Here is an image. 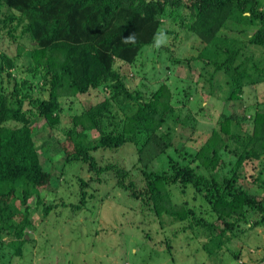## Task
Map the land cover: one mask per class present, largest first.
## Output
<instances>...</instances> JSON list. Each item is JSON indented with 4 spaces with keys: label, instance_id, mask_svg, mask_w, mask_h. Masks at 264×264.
Wrapping results in <instances>:
<instances>
[{
    "label": "trees",
    "instance_id": "trees-1",
    "mask_svg": "<svg viewBox=\"0 0 264 264\" xmlns=\"http://www.w3.org/2000/svg\"><path fill=\"white\" fill-rule=\"evenodd\" d=\"M166 20L180 23L205 44L193 60L203 62L206 69L213 67L215 73L223 71L228 85L224 103L242 101L247 87L264 83L263 0H0V31L13 40L19 36L30 42V49L20 47L16 57L0 52V250L23 257L25 245L34 241L29 233L38 227L32 220L33 198L43 206L40 223L56 207L68 206L63 200L62 205L57 204L59 200L48 203L42 194V186L52 177L44 169L35 138L34 126L39 120L54 134L62 132L74 146L71 151V144L57 141L67 152L61 181L65 168L73 163L92 174L88 180L79 178L81 196L72 207L80 211L88 201L99 203L94 183H108L105 175H111L115 187L139 201L148 218L161 223L167 215L182 224L181 232H173L161 244H166L173 262V244L169 242L177 239L179 232L191 231L194 237H201L203 249L214 256L241 238L238 230L242 223L249 224L251 216L258 215V223L264 224V197L260 199L239 183L244 163L259 161L264 166L262 104L258 103L252 120L222 112L212 137L204 138L195 152L181 148L183 161H174L168 153L170 135L161 134L166 119L176 111L170 87L161 84L147 101L146 93L127 86V77L116 67L117 61L136 64L143 49L154 45ZM233 24L235 32H239L238 25L244 28L230 36L227 30ZM251 27L257 30L250 35ZM238 41L241 45L234 48ZM23 54L30 59L27 68L18 62ZM170 59L173 65L184 61ZM4 77L14 82L13 89L4 85ZM101 90L103 98L80 114H71V126L64 128L63 98ZM45 92L47 99L43 98ZM242 120L252 121L248 135L242 134ZM89 131H97L98 139L91 140ZM232 143L237 150L232 151ZM126 144L138 155L140 183L120 164L102 165L94 155L100 149L120 153ZM223 151L238 156L227 173ZM162 155L173 163L171 168L149 171L150 164ZM263 174L264 169L254 178L262 189ZM187 189L194 190V200L200 199L213 220L202 212L201 217L188 203L176 201L175 191L185 195Z\"/></svg>",
    "mask_w": 264,
    "mask_h": 264
},
{
    "label": "rangeland",
    "instance_id": "rangeland-1",
    "mask_svg": "<svg viewBox=\"0 0 264 264\" xmlns=\"http://www.w3.org/2000/svg\"><path fill=\"white\" fill-rule=\"evenodd\" d=\"M234 26L231 25L227 30L230 36L240 34L244 28L243 25H238L239 32H235ZM256 30L257 27L248 28L250 35ZM20 32L21 28L17 33ZM204 45L198 35L184 30L180 23L166 20L154 45L143 49L136 64L116 62L117 69L127 77V86L132 90L137 89L146 93L147 101L161 84L165 83L170 87L173 96L171 105L176 111L171 118L166 119L161 134L163 135L164 132L170 135L172 146L168 153L174 161H183L184 151L181 148L195 152L203 145L204 138L212 137L211 132L217 128L215 124L222 112L233 113L240 117L246 115L252 120L260 103L261 109L264 108V83L254 88L247 87L242 101L224 103V93L228 90V85H225L227 78L223 75V71L215 73L213 67L206 69L203 62L193 60ZM238 45H241V41L235 43L234 48H238ZM20 47L30 49V42L19 36L13 40L5 31H0V52L16 57ZM256 54L260 55L257 51ZM170 57L184 61L179 65H173V59ZM187 58H192L193 61H188ZM223 59L224 57L221 61ZM18 62L19 65L27 68L30 59L27 58V54H23ZM21 75L22 77H19L24 79V74ZM4 85L13 89L14 82L9 83L4 77ZM103 95L101 90L78 95L76 98H63L65 108L63 127L71 126V114H80L84 109L97 104ZM43 98H48L47 92L43 94ZM187 116L188 118H185ZM191 118H196V121L193 122ZM251 120H242L243 135L252 132ZM34 127L44 169L52 177L46 187L42 186V194L48 203L55 204L59 200L57 204L62 205L61 200H63L68 206L56 207L45 221L40 223L43 220V206H38L37 199L33 198L30 201L32 220L38 227L37 230L29 233L34 241L25 245L23 257L12 256L13 253L9 250H0V264H264V224L258 223V215L251 216L249 224H241L238 230L241 238H235L223 251L209 256L203 249L201 237L200 239L194 237L191 231L180 233L182 224L167 215H164L161 223L156 218H148L146 215L148 212L145 214L142 212L144 207L139 201L131 199L124 191L116 188L115 180L109 174L105 175L109 180L108 183L102 185L94 183L101 201L99 200V203L88 201L84 209L80 211L74 209L72 206L79 203L81 196L79 178L88 180L92 174L78 163L69 164L65 168L67 170L62 182L67 152L57 141L62 139V143L71 144L70 140H67L62 132L61 135L59 132L54 134L43 120L36 122ZM202 133H204L203 137H201ZM98 137L97 131L89 133L91 140ZM196 138H199V141ZM71 145L73 151L74 146ZM232 145V151L237 150L236 144L232 143ZM132 147L126 144L120 149V153L100 149L94 155L102 165L120 164L131 171L132 178L140 183L142 174L138 170V155L132 151ZM177 149L180 151L178 152ZM228 152L222 153L226 173L230 171L235 158H238L234 153ZM172 164L168 156L162 155L150 164L149 171L163 172L169 170ZM263 169L264 166L259 161L255 164L246 162L241 168L243 176L239 180L242 186L251 193L258 194L260 199L264 197V189L259 182H254V178L259 177ZM199 172L203 170L199 169ZM193 197V189H187L185 195L175 191V199L179 204L186 202L189 206L197 208L200 216L204 213L205 217L213 220L209 209L201 206L199 198L194 200ZM177 231H180L178 238L173 237L169 242L173 244L172 253L175 258L173 262L166 244L164 246L161 244L164 239L171 238L173 232ZM4 239L9 241L7 238ZM235 254L238 256L235 257Z\"/></svg>",
    "mask_w": 264,
    "mask_h": 264
}]
</instances>
